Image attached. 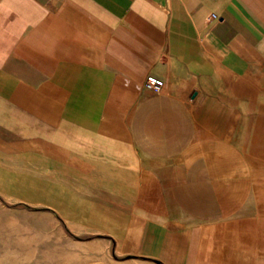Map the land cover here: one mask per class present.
<instances>
[{
    "label": "crops",
    "instance_id": "obj_1",
    "mask_svg": "<svg viewBox=\"0 0 264 264\" xmlns=\"http://www.w3.org/2000/svg\"><path fill=\"white\" fill-rule=\"evenodd\" d=\"M15 177L126 259L264 264V0H0Z\"/></svg>",
    "mask_w": 264,
    "mask_h": 264
},
{
    "label": "rangeland",
    "instance_id": "obj_2",
    "mask_svg": "<svg viewBox=\"0 0 264 264\" xmlns=\"http://www.w3.org/2000/svg\"><path fill=\"white\" fill-rule=\"evenodd\" d=\"M0 184V264H151L129 260L113 243L76 227L39 200L30 177Z\"/></svg>",
    "mask_w": 264,
    "mask_h": 264
},
{
    "label": "built area",
    "instance_id": "obj_3",
    "mask_svg": "<svg viewBox=\"0 0 264 264\" xmlns=\"http://www.w3.org/2000/svg\"><path fill=\"white\" fill-rule=\"evenodd\" d=\"M214 19H218L217 13L211 14L210 20H214ZM145 84L149 89H152L156 93H161L164 88L165 81L157 76L150 75L147 77Z\"/></svg>",
    "mask_w": 264,
    "mask_h": 264
}]
</instances>
